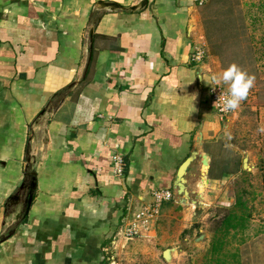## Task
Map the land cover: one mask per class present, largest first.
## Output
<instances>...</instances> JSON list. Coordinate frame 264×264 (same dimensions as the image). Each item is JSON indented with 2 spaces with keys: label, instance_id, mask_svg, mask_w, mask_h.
Wrapping results in <instances>:
<instances>
[{
  "label": "crops",
  "instance_id": "0c3cea01",
  "mask_svg": "<svg viewBox=\"0 0 264 264\" xmlns=\"http://www.w3.org/2000/svg\"><path fill=\"white\" fill-rule=\"evenodd\" d=\"M96 1L0 0V264H105L125 217L154 189L172 197L145 231L152 237L174 219L186 226L226 174L198 178L199 160L188 176L198 202H177L176 171L199 127L209 166L226 127L209 92L225 68L200 6L148 0L141 11L93 12ZM198 44L206 54L196 61Z\"/></svg>",
  "mask_w": 264,
  "mask_h": 264
},
{
  "label": "rangeland",
  "instance_id": "374dc122",
  "mask_svg": "<svg viewBox=\"0 0 264 264\" xmlns=\"http://www.w3.org/2000/svg\"><path fill=\"white\" fill-rule=\"evenodd\" d=\"M261 1L264 2L211 0L199 7L205 33L207 25L214 23L210 34L211 39L218 42V46L214 45V54L221 65L226 68L236 63L254 76L247 97L225 119V130L215 144L211 166L206 170L209 174L221 173L223 169L232 172H226L209 187L207 191L212 199H205L207 204L196 209L186 226L178 227L175 217H170L174 220L168 221L165 234L159 231L156 237L150 233L132 238L117 236L116 244L111 243L106 254L105 264H217L210 253L213 222L234 205L239 195L245 201L244 210L249 213L247 227L230 232L225 253L220 256L226 260L225 264H264V133L257 131L258 126H264V8L259 6ZM209 48L211 51L210 38ZM245 156L249 169L242 166ZM167 248H170L169 258L163 255Z\"/></svg>",
  "mask_w": 264,
  "mask_h": 264
},
{
  "label": "water",
  "instance_id": "95a60500",
  "mask_svg": "<svg viewBox=\"0 0 264 264\" xmlns=\"http://www.w3.org/2000/svg\"><path fill=\"white\" fill-rule=\"evenodd\" d=\"M148 5V0H134L129 5H123L115 0H97L93 6V12L96 10H107V11H129V12H136L145 9ZM92 38H93V25L90 27V43L88 45L89 48V57H88V64L91 60V49H92ZM88 66V65H87ZM203 145V133H202V126L199 127L197 134L195 136V145L190 152V154L180 163L177 168L176 176L174 179V189L176 191V200L180 203H196L198 202V198L195 197L196 190H190L188 185V176L192 173L195 174V166L199 163L200 160L202 164V172L199 173L198 178L204 176L206 180V171L203 168H208L209 166V155L202 151ZM199 163V164H200ZM242 166L244 169H249V160L248 157L245 156L243 158ZM197 178V179H198ZM35 184V175L33 174V180L31 182V188H33ZM194 193V194H193ZM194 196V197H193ZM32 200V193H30L28 202L31 203ZM163 255L166 258L170 257V248H167L163 251Z\"/></svg>",
  "mask_w": 264,
  "mask_h": 264
},
{
  "label": "built area",
  "instance_id": "2783aa9c",
  "mask_svg": "<svg viewBox=\"0 0 264 264\" xmlns=\"http://www.w3.org/2000/svg\"><path fill=\"white\" fill-rule=\"evenodd\" d=\"M197 6H203L209 2V0H193ZM206 54V49L203 45H196L194 47L191 59L201 60ZM211 96V102L216 113L224 119H227L234 110L222 111L221 101L218 100L219 95L222 93L224 96L228 94V88L219 83H214L209 87ZM115 170L118 173H122L124 167V160L119 154L113 156ZM153 201L147 204H143L140 209L136 211L133 217H125L124 222L117 234L124 238H132L137 235L144 234L149 228L150 224L158 218L160 214V207L163 200H167L172 197V192L169 189H154Z\"/></svg>",
  "mask_w": 264,
  "mask_h": 264
},
{
  "label": "trees",
  "instance_id": "16d2710c",
  "mask_svg": "<svg viewBox=\"0 0 264 264\" xmlns=\"http://www.w3.org/2000/svg\"><path fill=\"white\" fill-rule=\"evenodd\" d=\"M212 1H220V0H212ZM259 6L264 8V2L263 1L259 2ZM212 24L214 26V23L212 22L207 25V27L209 26V28H207L205 34L208 40V44L210 38L212 53H216V50L214 49V45L218 46L217 45L218 42L211 39V36H213L212 34H210V28L213 27ZM222 61L225 62L224 60ZM222 172L229 173L232 171H227L226 169H223ZM244 207H246L245 201H243L241 196L239 195L236 198L234 205L231 208H229V210L226 213L214 219L213 222L214 225L212 226L213 236L210 243V253H211V259L215 260L217 264H225L226 262V260H224L222 256H220V254H222V252L225 253L224 249L226 247L225 246L226 243L228 242L227 237L230 234V232L240 231L247 227V222L249 220V215H248L249 213L244 210L245 209ZM234 255L237 256L236 254Z\"/></svg>",
  "mask_w": 264,
  "mask_h": 264
},
{
  "label": "clouds",
  "instance_id": "9594fccd",
  "mask_svg": "<svg viewBox=\"0 0 264 264\" xmlns=\"http://www.w3.org/2000/svg\"><path fill=\"white\" fill-rule=\"evenodd\" d=\"M200 77L205 80L202 72ZM211 80L213 83L222 81L228 86L227 96L221 93L218 100L221 101L222 111H231L237 109L247 97L249 90L253 86L254 76L243 70L236 63H231L218 75H213ZM257 131L264 133V126H258Z\"/></svg>",
  "mask_w": 264,
  "mask_h": 264
}]
</instances>
